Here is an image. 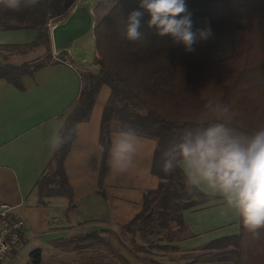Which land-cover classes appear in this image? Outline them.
Here are the masks:
<instances>
[{
	"label": "trees",
	"instance_id": "obj_1",
	"mask_svg": "<svg viewBox=\"0 0 264 264\" xmlns=\"http://www.w3.org/2000/svg\"><path fill=\"white\" fill-rule=\"evenodd\" d=\"M77 0H41L31 8L18 12H0V32L36 30L31 41L0 43V78L19 90L22 77L39 69L75 62L67 52L54 54L48 24L62 20ZM113 6L94 26L93 57L79 64L81 89L75 106L66 115L65 134L71 139L52 152L48 164L35 182L37 204L47 198L67 199L65 212L75 208L73 190L64 168V160L76 137V126L90 117L96 96L103 85L110 88L104 105L99 141L105 152L98 173V192L103 194L111 133L131 127L142 137L153 139L159 147L152 155L151 173L157 186L145 191L141 209L119 227L120 234L138 252L140 260L149 264L233 262L264 264V229L253 239L239 220V232L210 241L188 252H180L175 242L193 236L183 212L211 202L202 194L185 191L179 170L166 174L162 170L160 152L186 128L194 126L209 102L229 106L236 115L232 126L248 136L264 125V0H186L191 13L207 18L209 27L193 26V31L210 28L207 40L197 39L192 51L172 39L158 36L141 18L140 41H127L124 22L128 14L139 9V0H114ZM133 47L135 50L133 51ZM96 65L97 70L84 68ZM106 229L82 231L53 243L60 249L85 250L103 247L109 254L130 264L106 239ZM167 251L179 252L177 258L159 261ZM102 257V254H98ZM40 249L29 254L28 264H41ZM85 264H119L94 259Z\"/></svg>",
	"mask_w": 264,
	"mask_h": 264
},
{
	"label": "crops",
	"instance_id": "obj_2",
	"mask_svg": "<svg viewBox=\"0 0 264 264\" xmlns=\"http://www.w3.org/2000/svg\"><path fill=\"white\" fill-rule=\"evenodd\" d=\"M49 24L51 29L55 23ZM35 35L36 30L2 31L0 43L31 41ZM79 64L83 63L67 60L43 67L32 76H23L22 90L0 78V203L13 205L16 214L24 220L20 242L10 253L13 264H18L17 259L26 244L40 249L42 261L80 264L82 260L77 255L86 249L63 250L53 242L82 231L119 228L139 212L145 191L155 188L158 183L150 171L154 140L144 137L143 149L134 166L127 171L118 172L111 168L107 156L103 194L98 192L102 158L97 151L98 144L101 145L100 121L110 95V88L103 85L89 119L77 124L76 137L64 160L73 190V212L69 215L65 212L67 199L61 201L64 197L47 198L46 204H37L34 185L53 152L49 146L50 122L54 119L64 121L75 106L82 84ZM183 217L193 236L174 243L180 252L192 251L212 240L239 232V216L213 201L185 210ZM173 258L176 259L177 255Z\"/></svg>",
	"mask_w": 264,
	"mask_h": 264
},
{
	"label": "clouds",
	"instance_id": "obj_3",
	"mask_svg": "<svg viewBox=\"0 0 264 264\" xmlns=\"http://www.w3.org/2000/svg\"><path fill=\"white\" fill-rule=\"evenodd\" d=\"M40 2L0 0V12H18ZM89 3L94 6L96 0ZM139 9L143 11H131L124 22L127 41H140L139 28L145 12L150 17L148 26L154 27L158 36H169L187 51L193 50L197 39L207 40L212 35L210 28L193 31L186 0H139ZM235 115L229 106L209 102L199 121L160 152L162 170L166 174L179 170L187 193L207 196L236 213L243 228L253 239H259L260 230L264 229V125L243 136L232 126ZM50 123L49 146L55 151L71 139V130L65 134L63 120ZM143 144L144 137L131 127L114 130L108 149L109 166L118 172L132 168ZM153 144L155 155L159 145L156 141ZM97 151L103 157L104 146L98 144Z\"/></svg>",
	"mask_w": 264,
	"mask_h": 264
},
{
	"label": "water",
	"instance_id": "obj_4",
	"mask_svg": "<svg viewBox=\"0 0 264 264\" xmlns=\"http://www.w3.org/2000/svg\"><path fill=\"white\" fill-rule=\"evenodd\" d=\"M89 0H77L71 11L50 29L54 54L67 52L78 63H87L93 57L91 46L95 42L94 26L96 16ZM88 69L97 70V66L85 65Z\"/></svg>",
	"mask_w": 264,
	"mask_h": 264
},
{
	"label": "rangeland",
	"instance_id": "obj_5",
	"mask_svg": "<svg viewBox=\"0 0 264 264\" xmlns=\"http://www.w3.org/2000/svg\"><path fill=\"white\" fill-rule=\"evenodd\" d=\"M115 3L114 0H100L97 4V6L94 9V13L96 18L102 17ZM187 10L189 13L191 11L189 10L187 6ZM191 19L193 22V26H201V27H209V21L207 18H197L191 13ZM85 66V65H84ZM84 68H87L86 66ZM88 69V68H87ZM91 69V68H89ZM94 70V69H93ZM65 198H62L61 201H64ZM113 230H108V232L103 233L106 236L107 241L116 249L119 251V253L128 261L130 264H149L143 260H140L141 256L145 255V252H138L136 251L126 238H124L120 234V229L118 227H112ZM35 247H32L28 244L24 245L22 247L21 255L17 259L18 264H28L29 263V254L32 250H34ZM98 254H102V257H100ZM174 251H167L164 255L158 256L157 259L159 261H167L170 257L173 258ZM80 259V264L83 263L84 260H90L92 258L94 259H102L106 262H114L121 263L120 260L113 257V254H109L108 251H106L103 247L96 246V247H90L87 248L82 254L77 255ZM76 256V257H77ZM41 264H52L46 260L42 261Z\"/></svg>",
	"mask_w": 264,
	"mask_h": 264
},
{
	"label": "built area",
	"instance_id": "obj_6",
	"mask_svg": "<svg viewBox=\"0 0 264 264\" xmlns=\"http://www.w3.org/2000/svg\"><path fill=\"white\" fill-rule=\"evenodd\" d=\"M14 209L10 203H0V264H13L10 253L19 244L24 228V220Z\"/></svg>",
	"mask_w": 264,
	"mask_h": 264
}]
</instances>
